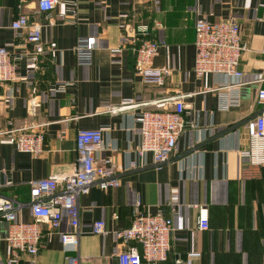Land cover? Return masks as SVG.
I'll use <instances>...</instances> for the list:
<instances>
[{
  "label": "crops",
  "instance_id": "obj_1",
  "mask_svg": "<svg viewBox=\"0 0 264 264\" xmlns=\"http://www.w3.org/2000/svg\"><path fill=\"white\" fill-rule=\"evenodd\" d=\"M18 6L19 0H0V47L23 56L19 78L0 85V133L9 130V122L16 128L37 125L44 131L45 150L38 157L20 153L8 134H0V197L22 204L19 219L34 222L30 183L75 171L81 130L108 128L100 156L121 166L119 188L105 192L93 186L80 197L77 231L67 217L59 231L41 223L39 254L23 255L20 264H67L68 257L79 264H118L125 246L117 232L129 228L139 211L162 212L173 220L168 259L156 264L190 258L192 264H264V164L253 165L242 156L249 148L245 123L264 112L257 104L258 91L264 89V0H59L50 20L28 2L24 12L42 23L43 42L57 45L47 49L36 73L26 61L33 50L28 32L12 28ZM69 10L76 16L60 17ZM197 18L241 25L247 48L241 79L195 76ZM142 25L150 29L148 38L160 43L154 67L171 71L163 85H149L136 73L141 42L134 37ZM80 37L97 39L90 66L77 62ZM235 82L242 84L238 102L220 108L228 89H219ZM174 96H185L186 128L171 160L158 166L151 155L138 154L137 117L155 109L144 104ZM32 100L38 105L34 113ZM142 163L147 165L133 168ZM196 207L208 209L209 230L198 228ZM99 220L106 222V237L92 231ZM76 232L78 244L65 246L61 234ZM8 235L9 224L0 219V264L12 255Z\"/></svg>",
  "mask_w": 264,
  "mask_h": 264
},
{
  "label": "built area",
  "instance_id": "obj_2",
  "mask_svg": "<svg viewBox=\"0 0 264 264\" xmlns=\"http://www.w3.org/2000/svg\"><path fill=\"white\" fill-rule=\"evenodd\" d=\"M28 2L34 3L37 13L50 20V15L59 0H19V14L12 28L17 32H28V42L33 45V50L26 55V61L36 73L42 70L41 57L47 49L49 51L57 49V45L43 42L42 23L31 21L30 16L24 12ZM66 14L76 16L77 13L69 10L60 17H65ZM194 28L195 76L201 78L207 74H223L232 79H241L243 71L240 70V63L247 49L243 43L241 25L235 20L212 22L206 18H197ZM149 35L148 26L142 25L135 30V41L141 42L136 49V73L149 85H163L171 71L154 67L153 61L159 54L160 43L149 39ZM96 47L95 37H80L75 47L78 64L90 66ZM21 59L23 56L14 57L7 47H0V85L13 83L19 78L18 61ZM238 82L219 89H228L227 94L221 95L220 108L228 109L238 102V87L242 85ZM184 100L185 96H174L144 104L154 106L155 109L146 110L137 117L140 125V145L137 151L141 157L151 155L154 164L158 166L171 160L186 128ZM257 104L264 106V89L258 91ZM37 106V102L32 100L31 112L34 113ZM128 108L133 106L116 109L113 113ZM9 125H11L9 130L0 134H8L18 152L34 157L43 154L45 135L41 128L34 124L20 128L14 127L12 122H9ZM107 130L108 128H100L78 132L76 169L73 173L62 177L37 179L30 183V206L34 222L19 219L18 213L22 204L14 199L0 197V219L9 224V235L6 240L12 250V255L5 264H20L23 255L36 257L39 254L43 238L41 223L48 224L53 231H59L64 217H67L70 225L77 231L81 216L79 199L82 195L88 194L93 186L105 192L120 187V164L110 157L100 156L106 149L104 132ZM245 131L249 148L242 156L248 158L253 165H263L264 112L247 120ZM64 137L65 131L60 133V138ZM146 165V163L133 165V168ZM196 208L199 210L198 228L202 231L209 230L208 209ZM173 230V220L162 212L135 213L132 225L117 232L118 239L125 246V250L117 255L118 264H143L144 261L156 264L167 261L171 251ZM92 231L102 237L109 234L104 220L95 222ZM61 239L65 246L78 244L77 232L62 233ZM67 260V264H79L78 258L68 257ZM175 264H192V259L187 261L177 259Z\"/></svg>",
  "mask_w": 264,
  "mask_h": 264
}]
</instances>
